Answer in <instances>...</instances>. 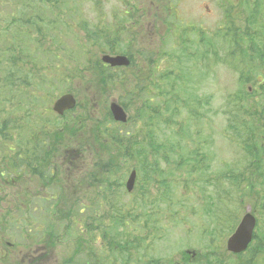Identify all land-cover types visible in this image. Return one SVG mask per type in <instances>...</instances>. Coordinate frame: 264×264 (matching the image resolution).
<instances>
[{"label":"rangeland","instance_id":"obj_1","mask_svg":"<svg viewBox=\"0 0 264 264\" xmlns=\"http://www.w3.org/2000/svg\"><path fill=\"white\" fill-rule=\"evenodd\" d=\"M71 1L72 0H41L39 4L43 6V13H40V21H37L36 25H34V28L37 29V32H32L31 36H29L27 34L28 29L25 27L24 21L19 22V19L22 17V6H19V4L15 2V0H0V71L2 69L3 59L5 60L6 58H8L9 54L12 55L11 51L13 50L16 51V53L13 52V54H15V56H18L16 58L18 60V65L21 67V71L19 72L25 71L26 68L29 70V72H26L25 75H22V78L25 80L20 81L22 85L19 84V78H21L20 74H17V76L14 78L13 86L17 87H13L12 96L14 98L10 103L7 102L8 104H5V110L12 112L10 118L13 120V123L9 124L6 131L4 132V140L8 143L9 147L14 148L15 150L20 146L22 136L27 135L28 128L33 119L35 118L37 120L35 122L38 123L36 127L37 129L41 121L40 118L45 116L35 109L34 103L37 102L39 97L43 95L42 87L45 88V84H47L44 81L45 77L43 74L46 75L47 72H45V70L49 68L52 56L55 55V41L60 43V48L63 51V54L67 55L68 57L72 56L73 58L72 61L68 60L65 66L69 67L71 70L74 69V66L79 68L80 73L74 74V80L76 81V83L81 82V79L83 77V73L86 68V66L84 65L90 50V46L88 41L84 39V33L80 31L81 20L79 21V23H77V21H72L71 19L69 20V18L77 17V11H73L72 13L68 11ZM99 1L101 5L103 3L104 13H106L107 15H112V26L114 25V21H117L120 18L122 19L123 12L128 10L133 11L134 14L130 18L131 20H129L132 23L135 20L138 10L140 9V5L148 10L150 16H161L163 18V21L165 22H167V17L170 15L171 7L174 11L180 13L183 19H186L188 21L187 25L179 24L180 22L182 24L186 22L176 21L178 26H186L187 28H190L192 26L194 27L196 25H199L206 32H210L215 28V26L220 22V17L223 13L225 27L227 28L225 31L238 30L239 36H244L248 32L251 37H255L257 32L260 33V39L256 40V45L259 49L260 54H262L260 50L262 49L261 43H263L264 45V29L262 27V24H264V7L258 8L255 12L254 19H250L248 17L252 15L255 4L250 3L249 1H247L248 4H246L242 0H170V2L168 3L170 7L162 9L160 14L159 9L155 5L151 4L147 6L148 0H111V4L109 5V0ZM252 1L256 2V0ZM32 2H34V0H32ZM81 7H83L84 10L88 13H83L85 17L82 20L88 24L87 27L89 28V30L94 31L96 28H100L99 25L104 14L100 16L93 15L94 12L92 8H94V6L89 3L83 4ZM250 12L251 14H249ZM14 16H16V22L18 23L11 24L10 19ZM254 22L256 24H254ZM67 23L70 24L69 29L67 27V29L65 28V26H67ZM125 23L128 22L126 21ZM132 26L133 24H129V26L124 27V31L131 32ZM157 29H159V34L156 32V30L155 32H153L154 28L152 27L151 23L147 20H144L137 32L143 31L149 33V37H142L135 43L126 42L124 47L128 48L127 52L130 53L135 59H137L140 57V53L143 51V49L148 46V50L153 55H156L160 48V41L156 39V37H160V34H164L165 32H161L162 30H164L163 26H160ZM16 31H18L20 34L14 36L13 33ZM210 39L211 38L204 39L203 44L208 43ZM11 41H15L16 45L13 50H8L11 49V47L9 46L11 44ZM19 44H21V47ZM163 48L180 51L184 49L183 47L180 48L179 46L175 48L173 45H165ZM240 48L243 53V48L241 46ZM221 49L222 51H225V48L222 45ZM197 51H199V49L193 50L194 53H197ZM242 53L238 55H230V50L227 49L226 51V55L231 61H236V59H238L242 55ZM76 56L78 57V59L75 62ZM167 59L170 63H174L168 67V70L170 71L169 73L173 74L176 77L181 76V78L178 79L179 84H176L181 91V88H183L185 83V79L182 78L185 76L183 68L189 66V61L187 60H189L190 58L183 57V59L181 60L180 53V57L178 58L173 57ZM176 59H178L177 62ZM176 64L179 67H182V70L177 75L176 71L173 70L175 67H177ZM258 66H260L262 70H257V72L260 73L257 81L259 80L261 86H263L262 90L264 91V63H258L256 67L258 68ZM137 76L141 78L139 73H137ZM164 76H166V72ZM85 78L86 74L84 76V79ZM84 79L81 84H84ZM150 79L151 76L150 78L148 77V80ZM255 80L256 75L254 74V72H246L242 75V82L246 91H251L252 89L256 88ZM203 85L204 86L202 87L200 93L210 95L212 97L211 106H213V108H220V104L224 103L225 95L234 91L236 88L234 72L223 65H220L219 69L212 67L209 71L208 78L203 83ZM150 89V84L146 83L135 87L136 91H142L143 93L149 92V97ZM71 90L76 91L77 89L71 87ZM106 92V95L101 96L98 100L102 99L103 97H105L103 101L111 98L118 99V95L115 94L118 92L117 89L113 87H107ZM112 93L114 94L112 95ZM263 94L264 92L262 91L259 93V95ZM76 95L77 94H75V96ZM155 97L159 98L157 94L155 95ZM181 98L184 99L185 95H182L179 99ZM179 99L177 101H179ZM256 99L260 101L258 95L256 96ZM1 105H4V103H1ZM139 105H143V103L140 102ZM202 105L203 104L201 102L198 103V107L202 108ZM136 106H138V104ZM134 108L135 106H130L128 107V109H126V113L132 118L134 117ZM96 109L99 113L103 112L104 106H97ZM38 113H40L41 115H38ZM163 116H165L166 119H170V113L168 112V110H164ZM47 118H49V115L47 116ZM69 118L70 113L65 114L61 119L55 115H51L49 121L51 122V125L58 124L59 126L57 127L60 128L64 125L67 126V124L69 123ZM156 125V127L149 126L148 129L153 133L157 132L158 139L161 141L164 137L168 136V133L164 132V129L162 127L160 130V123L158 121L156 122ZM185 125L186 122L180 130L183 131L187 129V126ZM224 125L225 122L221 116L216 118V126L218 127L216 129L217 132H220L221 128ZM92 126L94 128L96 127L95 122H92ZM189 127L191 128L192 124H190ZM11 128H14L20 132L19 138H11ZM41 132H45L44 126ZM70 132L73 133V135H76L72 141V143L76 141L75 143H73V146H78L79 141H81L83 145H88L89 143H91L89 141H84L86 139H82V131L75 126L71 127ZM213 146L215 151V158L211 169L212 172H217L218 170L223 169L222 165L224 162H226L227 164H231L233 153H237L238 156L242 158V160L237 161V163L241 164L242 167L235 169L234 174L238 175L240 173H243V169L245 167L243 164L244 156L241 151H236L233 147H229V141L226 139L224 134H216L215 138H213ZM2 148L3 146H1L0 144V150ZM149 151L150 150L147 148V155L149 157H152L153 155L149 154ZM150 152L153 154L152 151ZM89 154L86 155L85 160H87V158H92V156H89ZM92 155L94 157H98L103 155V153H93ZM158 155L159 154L155 156V159L157 160L160 159V156L158 157ZM4 156L5 155L0 153V165L3 164V162H1V159ZM12 156V154L8 155V157ZM7 169L10 172L12 171L9 166H7ZM143 171H145L146 174L151 177L154 185L152 187L150 184L151 181H146L144 174H142L140 171L136 172L135 181L133 180L132 184L127 185L128 176L125 177V189L127 185L128 191H131V193L127 192L124 189L121 197V202H124L129 209L128 212L123 211L125 215L124 221L118 222L114 218H111V212L109 209L110 200H99L96 204L95 202L83 199L80 203L81 210H83L88 205L90 206V210L81 211V214L77 215L76 220H68L70 226L76 225L80 229L77 232L78 235L73 233L70 237V240H60L58 243H56L53 246L55 249L54 254H59L60 257L63 256V258L67 257L68 259H70L71 252L73 250H80L84 254L85 263L87 262L86 264H109L106 255H103L99 262H95L94 260L99 258L102 248L104 246H107L109 242H118V244L125 245L127 248H129L128 250L133 254L132 256L134 258L130 259L126 263L122 257H119L116 261V264H135L137 261H140L137 264H145V261L139 259V257L143 252L142 250L146 249H149L148 254L152 255V257L157 256L151 261L160 260V264H179L180 261H184L185 264H197L195 260L196 256L198 254L205 255V248L210 245L211 241L207 242L206 244H202L204 239L197 231L200 225H197L194 229H191L189 225L190 221L186 224L181 225H173V223L170 222L171 225H169L168 220H172V216L176 214V211H174L172 208H169L166 211L164 217L158 216L155 212L151 213L149 207L144 208V199L150 194L148 190H150L151 192L154 191L151 194L153 199L160 200V198L163 197V194L161 189L156 186V182H158V180L156 179L157 176L154 177L155 173L153 171H150L148 168H144ZM251 173H255L256 178H251L250 181L257 180L259 172L251 169L246 170V177ZM8 177L9 173L3 178H0V236L2 241L1 243L6 247H9L8 253H10L6 264H20V259L24 263H27L29 262V259L31 257L36 258V264H61L60 261L51 260L48 255H43L42 249L40 247V244L43 243L41 242L42 233L51 234L54 231L58 233L60 227L58 225L53 226L48 218L38 216L37 209L35 207L31 209L34 202L30 206L31 211L26 215V217L28 216V218H26V222L21 223L18 228H14L15 223L16 221H19L17 219L22 212H18L20 204L16 205L17 202L15 198H13V201L11 202L6 201L10 190L11 180V178ZM224 188H226L225 183L223 187H221V190ZM158 189L160 191H158ZM195 189H197V186H195ZM206 192L207 190L200 189L199 191L194 193L193 197H199L201 194L205 195ZM216 193H219L217 189L216 191L211 192V196L213 197ZM230 197L235 198L236 194H233ZM185 198L188 199L187 196ZM213 201L217 202L218 200L214 199ZM220 201L223 205L224 200L221 199ZM145 202H147V199H145ZM10 203H15L17 207L7 208L6 205ZM158 204L159 203H156V205ZM181 204L182 209H184L187 205H190V200H182ZM254 204L256 203L254 202ZM169 205L173 206L172 203H170ZM192 210L194 211V208H192ZM224 211H227L226 207L224 208ZM92 214H95V217H93L92 219L88 218V216ZM41 215H43L42 212ZM100 216L107 218L110 221L111 227L113 228L112 230H108L106 232V235H99V232L96 230L94 232L88 230V228L93 223H95L96 219ZM21 218H23V216ZM134 218L136 222L135 225H133ZM155 218H161L160 220L161 222H163L159 225V227L157 226V221H155ZM36 219L37 222H35ZM93 219H95V221H91ZM142 219H145L143 223ZM140 220L142 224L138 225V223H140ZM192 223L194 224L195 220H192ZM205 230H207V227H204V231ZM119 231H122V237H119L118 240H113V236ZM131 238L137 239L138 243H135L136 248L131 245L133 243L131 242ZM157 238L161 240H158ZM12 246H15V248L11 251L10 249L12 248ZM115 248L116 249H114V252H117L118 249L117 247ZM260 251L261 249L258 248V252ZM169 257L173 258L172 262H169ZM74 260L75 261H73L72 264H74L76 261H83V258L82 256L78 255L76 258H74ZM198 264L204 263L200 262ZM207 264L217 263L211 262L208 258Z\"/></svg>","mask_w":264,"mask_h":264},{"label":"trees","instance_id":"obj_2","mask_svg":"<svg viewBox=\"0 0 264 264\" xmlns=\"http://www.w3.org/2000/svg\"><path fill=\"white\" fill-rule=\"evenodd\" d=\"M40 1L41 0H34V2H32V0H15V2L19 4V6H22V17L19 19V22L24 21V25L28 29L27 34L29 36H31L32 32H37V29L34 28V25H36L37 21H40V13H43V6L39 4ZM89 1L97 11V16L102 15L104 12L103 3L101 5L99 0ZM247 1L255 4L252 15L248 17L250 19H254L256 10L258 8L264 7V0H256V2L252 0H243L244 3L248 4ZM86 2L87 0H85L84 2L71 1L68 11H72L75 8L78 9L83 3ZM169 2L170 0H150L149 5H155L159 9L160 14L162 9L170 7L168 5ZM144 13L149 14L148 10H145ZM249 14H251V12ZM171 15L172 12L170 7V15L168 16V18H170ZM16 16L10 19L11 24L18 23L16 22ZM136 16L138 17V15ZM160 17L152 16L151 18L156 22H159ZM163 22L165 23L162 18L161 23ZM221 24H225L224 17L221 21ZM254 24L256 23L254 22ZM87 25L88 24L83 23L81 30L84 33V38L89 43H91L92 46L96 47L97 50L101 53L109 52V50L114 51L115 38L112 37L110 31H99L100 28H96L94 31H90ZM262 27L264 29V24H262ZM226 29L227 28L224 25L223 29L217 30L208 43L203 44L204 39H195L192 41L193 48L196 50L199 49V51H197V53H194L192 49L191 51L186 50L183 55H181V57L190 58L189 60H187L189 61V66L183 68L185 75L184 77H182L185 79L183 88H181L180 91V89L176 85L179 84L178 79L181 78V76L176 77L168 72L167 81L165 83L152 86V88L155 89V93L158 94V100L156 99L151 89L150 97L149 92L143 93L142 91L135 90L136 86L146 83L147 77L149 75V68H141L139 70V73H141V78H139L138 80L133 79L134 74L130 71H122L121 75L125 77L127 83L126 87H123L114 78L113 73L109 68L101 65L98 61H96V67L90 68V70L89 68H86V70H89V72L91 71V69L95 70V74L99 77L103 86L108 85L110 88H119V91L117 92V102L121 106H123L125 110L130 106H135L133 113L134 117H130V121H128V131L130 130V135L126 133L125 135L121 136L120 132L115 131L117 133V136L120 137L119 139H114L115 144L111 143L113 139L112 136L108 134L105 136V140L108 143H100V150L103 152V155L99 156L97 164L95 165L100 166V176L115 181L116 175L119 174L117 172L118 167L111 164V162H122L125 168L128 167V165L131 163L134 169L144 174L146 181H151L150 184L153 187V180L149 175L146 174L145 171H143V169L148 168L150 171H153L155 173L154 177L157 176L156 179L158 180V182H156V186L161 189L163 197H161L160 200L153 199L151 196V193L153 191L151 192L150 190H148L150 194L145 197V199H147L149 203V210L151 213L155 212L158 216L164 217L166 211L169 208H172L174 211H176V214L172 216V220L168 221L173 223V225H178L179 223H181L180 219L183 220V216L180 215L182 212L176 209L179 207L182 208L181 201H185L180 196L181 194L195 193L196 190L191 189L192 186H198L200 189L207 190L206 193H211L212 191H216V189L220 193L221 187H223V183L221 182L222 180H224L225 178H236L234 174L236 166L231 167L226 165L223 169H220L217 172L211 171L214 162V152L212 149L213 136L212 133L207 131L203 126V119L207 116L208 112H211V115L213 117L217 115L225 117L227 122L226 129L228 128V132H232L234 135V137H231L232 139L230 141L236 144L240 150L243 149L250 158H254L258 162H264V149H256L255 147L251 146L252 135H255V133L253 132V126H251V123L244 125L243 123H240L242 115L252 114L253 112V106H251V104H253L252 97L250 93L246 91L243 85L242 75L246 72H254V74L256 75L255 85H258L259 80L257 81V79L258 76H260V73H258L257 70L261 71L262 68L260 66H258L257 68L256 66L258 65V63H264V45L263 43H261L262 49L260 51L262 52V54H260L259 49L256 45V40L260 39L259 32L256 33L255 37H251L248 32L244 36H239L238 30L225 31ZM13 34L14 36H16L20 33L16 31ZM15 43V41H11V44L9 45L11 49L8 50H13L16 45ZM21 44H19L20 47ZM54 44H56L55 55L52 56L50 66L45 70V72L51 71L55 64H62L63 60L65 63L67 59L69 61H72L73 59L72 56L68 57L67 55H62L60 53L59 44L57 41H55ZM121 45L122 43H120V51ZM221 45L225 48V54L227 49L230 50V55H238L242 53L240 46L243 48L242 55L238 59H236L239 89L236 93L228 97L227 104H224L221 109L213 111L212 108H210L211 105L209 103V98L205 96L201 99L197 93V90H199L200 86L206 81L205 66L203 64L205 58L209 57L211 59L212 66H215V64L219 62L225 63L224 60L221 59L219 53ZM13 52L16 53V51L13 50L11 51L12 55H10L9 52L8 58H6L5 60L3 59L2 69L0 71V140L6 143L5 144L0 141L1 146H3V148L0 150V153H2L3 155H5L6 148L9 147L8 143L4 140V132L6 131L9 124L13 123V120L10 118L12 112L5 110V104L7 102L10 103L14 98L12 96L13 87H16L13 86L14 78L17 76V74H20L21 78H19V84L22 85V83L20 82L24 80L22 78V75H25L26 72H29L27 68L25 71L19 72L21 71V67L18 65V60L16 58L18 56H15ZM144 59L148 63H151V59H149L148 57L145 56ZM64 68L65 67L63 65H60L58 66V70H55L54 72H47L46 75L43 74L45 77V82L53 79V81H58L59 84L66 83L61 88L54 87V90L60 89V91H65L66 87H71V81H75L74 79H72V74L80 73L79 68L73 70H71L70 68L64 70ZM61 70L63 71L61 72ZM181 70L182 67L177 68L176 75ZM262 87L263 86L260 87V90L262 89ZM51 90H53V88ZM113 94L114 93H112V95ZM182 95H185V98L179 99ZM178 99L179 101H177ZM247 101H250L247 104L248 106L241 104V102ZM140 102H142L143 105H139ZM200 102L203 104L202 108L198 107V103ZM1 103H4V105H1ZM137 104L138 106H136ZM158 105L161 106L163 110H168V112L170 113V119H166L163 115L160 114ZM204 107L206 108L203 109ZM83 110L85 111V109ZM262 111H264V107ZM187 114L188 118L186 120ZM82 116L83 114L79 115V118L81 117V121L84 124H86V121H89V124H92L93 117L89 115L86 118H83ZM107 116V123L112 126V129H115V124L111 120L108 111ZM157 121L160 123V130L162 127L164 129L163 131L168 133V136L164 137L161 141L158 139L157 132L153 133L148 129L149 126L156 127L158 125V123L156 125ZM185 122V126H187V129H185L184 127L185 130L182 131L180 129L181 127H183ZM190 124H192L191 128L189 127ZM173 127H177L178 129L173 130ZM120 131L122 132V130ZM11 132V138L20 137V132L18 130L11 128ZM29 132L30 131L27 132L26 136H22V139L24 140L20 141L24 146L26 144H31L33 135ZM61 133L62 131L55 130L52 134L51 141L48 139V141L51 142L52 146L63 144L62 142H59ZM98 133L99 131L97 132V134ZM94 137L95 132L92 131V139H94ZM241 137L243 138V140L240 141L239 139H242ZM244 139H247L246 142L244 141ZM240 144H242L243 148H241ZM147 148L153 152L152 154L149 151V154L153 155L152 157H149L147 155ZM56 151L57 150H53V152ZM16 152L17 150L15 151V153ZM157 154H159L158 157L160 156L159 160L155 159V156ZM15 158L16 157H11L4 161V156L1 159V162H3V164L0 165V170L2 168L3 175L8 170L7 166L12 167ZM105 162H108L107 165H103V163ZM255 168L259 172V175L261 177H264V171H262L261 167L256 165ZM2 174H0V178L2 177ZM95 178V181L98 182V178ZM262 185L264 186V182L262 183ZM90 186H93V190H98V201H109L112 191L111 184L98 183L96 185L91 184ZM159 189L158 191H160ZM197 190L199 189L197 188ZM248 191L252 192L253 190L249 189ZM191 199H193V197ZM208 199L194 198L193 200L195 202H208ZM156 203L159 204L156 205ZM170 203H172L173 206L169 205ZM109 207L114 211L113 218L115 220H117L118 222L125 220L123 211L128 212V209L124 202L116 200L115 197H111L109 201ZM189 209L190 208L186 206L183 210L188 211ZM198 209L199 208L195 207L196 211H198ZM80 212L81 211L79 210H67L66 213H74L78 215ZM102 222L103 217L100 216L95 226H93V229L100 230L101 235H106V232L108 230H112L113 228L108 221L104 224H102ZM135 223L136 222L134 218L133 225H135ZM138 225L141 224L138 223ZM56 234L57 233L55 231L51 234L42 233L41 242L46 243L49 237H51L52 243L55 242V239L57 237ZM71 234L72 229H70L65 234V236L61 238L67 240L68 237L71 236ZM121 234L122 231L116 233L113 236V240H117L118 235L121 238ZM131 242H133L131 245L136 248L135 243H138L137 239L131 238ZM116 246H120L121 248L125 249L124 251H117L106 256L109 264H116V261L119 257L124 258L131 254V252L128 250L129 248H126L125 245L118 244V242L108 243L109 249ZM78 255L82 256L83 261H76L74 264H86L84 260V254L79 250L72 252L70 257H77ZM6 262L7 260L3 256L0 257V264H6Z\"/></svg>","mask_w":264,"mask_h":264},{"label":"flooded vegetation","instance_id":"obj_3","mask_svg":"<svg viewBox=\"0 0 264 264\" xmlns=\"http://www.w3.org/2000/svg\"><path fill=\"white\" fill-rule=\"evenodd\" d=\"M111 163L123 165L122 162H111ZM91 179H92L91 184L94 185V184L98 183L97 181H95V179H96L95 177H93ZM89 187H90V185H89ZM239 196H244V195H242V193H241V194H239ZM94 197H95V199L98 198L97 192L94 194ZM251 210H252L253 214H256V218H257L256 233L253 235V242L251 245L252 249L250 248L245 254L239 256L238 259L241 261H244L246 257L250 256L254 262L257 263L259 260H261L262 261L261 264H264V256H261V255H264V233L260 230L262 219L260 216V212L256 208L251 207ZM258 248L261 249L260 252H258ZM257 264H259V263H257Z\"/></svg>","mask_w":264,"mask_h":264},{"label":"water","instance_id":"obj_4","mask_svg":"<svg viewBox=\"0 0 264 264\" xmlns=\"http://www.w3.org/2000/svg\"><path fill=\"white\" fill-rule=\"evenodd\" d=\"M122 61V59H121ZM75 104V101L71 95H65L62 96L60 99H58L54 105V110L58 114H62L63 111L71 109ZM110 111L113 116V118L116 121H124L125 114L123 113L122 109L115 103L110 104ZM238 245V241H236L231 247V250H234L236 246Z\"/></svg>","mask_w":264,"mask_h":264},{"label":"bare ground","instance_id":"obj_5","mask_svg":"<svg viewBox=\"0 0 264 264\" xmlns=\"http://www.w3.org/2000/svg\"><path fill=\"white\" fill-rule=\"evenodd\" d=\"M11 245V244H10ZM188 247V246H187ZM182 254V253H181ZM152 256V255H151ZM157 257V256H156ZM184 258V257H183Z\"/></svg>","mask_w":264,"mask_h":264}]
</instances>
